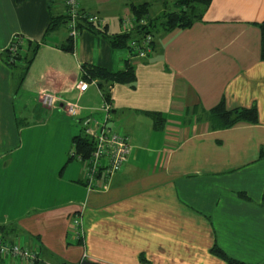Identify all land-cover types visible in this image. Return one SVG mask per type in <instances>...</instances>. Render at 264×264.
<instances>
[{"label": "crops", "instance_id": "0c3cea01", "mask_svg": "<svg viewBox=\"0 0 264 264\" xmlns=\"http://www.w3.org/2000/svg\"><path fill=\"white\" fill-rule=\"evenodd\" d=\"M168 1L160 13L174 8ZM140 2L81 0L105 33L84 29L67 50L65 0H0V233L38 251L35 264H231L215 247L264 264V0H212L190 27L154 29V52L143 58L109 39ZM16 36L41 43L21 83V68L3 59ZM85 63L136 72L133 83L105 84L108 125L130 137L131 152L93 190L83 161L71 159L83 120L104 121L106 96L84 77ZM45 91L59 96L57 106L42 104ZM69 101L78 116L65 112ZM222 101L229 110L255 106L258 120L220 127L212 111Z\"/></svg>", "mask_w": 264, "mask_h": 264}, {"label": "trees", "instance_id": "16d2710c", "mask_svg": "<svg viewBox=\"0 0 264 264\" xmlns=\"http://www.w3.org/2000/svg\"><path fill=\"white\" fill-rule=\"evenodd\" d=\"M18 3H22L26 0H16ZM212 3V0H174V8L172 9H165L161 14L151 17L150 16V9L151 3L149 1H142L140 3H135L131 7L132 15L135 16L137 19H141L146 17L148 19V25L146 27L138 26L136 27V33H152L154 35V29L157 28L158 25L162 26L166 30H172L175 28H182V27H190L192 26L196 20L202 19L205 11ZM62 22L68 25V16H61ZM53 23V21H52ZM55 25V24H54ZM263 37H262V49H263V56H264V22L261 24ZM51 26L49 27V29ZM69 28V26H68ZM79 33L84 30L88 29L96 33H105V27L98 28L93 24H87L85 20H80L77 26ZM70 31V29H69ZM122 32L118 34H113L109 36V39L113 46L124 48L127 47L130 49L129 41L134 36V32ZM73 36L70 35L69 39V46L64 47L67 50H73ZM11 43L16 44L18 47L16 51H13L10 45L4 50V61L11 67H18L21 68V75H20V83L23 82L24 77L26 76L35 56L36 53L41 45L40 42L29 40V39H22L15 41L13 40ZM84 77L88 80H95L98 79L99 86L103 89L105 98H109V90L105 86V84L110 82H120V83H133L136 80V72L135 68L132 64L127 63L125 68L122 70H118L116 72H110L103 67H99L96 65L90 64H83L82 66ZM156 120H158L159 116L157 113H153ZM213 118L220 127H229L234 125L239 121H252L256 122L258 120V110L255 106L252 107H236L233 109H227L225 103L222 101L220 104L215 106L212 111ZM156 128H161L163 125L159 121L155 123ZM75 142V151L83 153L85 157H89L92 149L93 143L92 141L85 135H77L74 138ZM264 155V150L262 151ZM74 156H71V159ZM262 203L264 205V193ZM5 225L0 224V232H3ZM5 239L4 234H0ZM77 242H80L82 236H79ZM10 240L11 242H21L18 240ZM23 243V242H21ZM23 245H25L23 243ZM26 246V245H25ZM30 251L28 246H26ZM36 252L37 258L34 261H28V263L35 264L39 260V252ZM213 251L221 255L224 259L228 260L231 264H245L241 261L235 260L226 253H224L220 248H213ZM20 260V259H18ZM23 261V260H21ZM61 264H69V263H61ZM79 264V263H78ZM93 264H97L93 262Z\"/></svg>", "mask_w": 264, "mask_h": 264}, {"label": "built area", "instance_id": "2783aa9c", "mask_svg": "<svg viewBox=\"0 0 264 264\" xmlns=\"http://www.w3.org/2000/svg\"><path fill=\"white\" fill-rule=\"evenodd\" d=\"M67 6L66 15L68 16V26L70 35L73 37L79 34L77 28L80 20H85L87 24H93L98 28H103L104 19L98 13L89 12L81 8V0H65ZM124 32H132L136 27H146L147 18L137 19L132 14L123 17ZM25 39L22 36H16L13 40L18 41ZM154 35L152 33L134 35L129 41L130 51L138 57H147L153 52ZM10 47L16 51L17 45L11 43ZM95 81V80H93ZM80 87L86 86V82L81 81ZM59 96L52 91L42 93V104L47 108L57 106ZM64 105V104H63ZM66 106V105H65ZM69 115H78L79 108L77 105L70 104ZM102 109L105 111L103 122L95 118H86L83 120L84 134L92 141L93 149L91 156L85 157L72 150V156H76L84 163V179L86 186L93 190L108 183L126 163L131 152L130 137L120 131L114 130L108 125L111 117L112 105L110 100L104 99ZM76 216V215H75ZM75 230L77 238L84 235V229L80 216L72 220V229ZM0 257L5 259H20L23 261H34L37 258L36 252L30 251L21 242H11L5 240L0 235Z\"/></svg>", "mask_w": 264, "mask_h": 264}, {"label": "rangeland", "instance_id": "374dc122", "mask_svg": "<svg viewBox=\"0 0 264 264\" xmlns=\"http://www.w3.org/2000/svg\"><path fill=\"white\" fill-rule=\"evenodd\" d=\"M141 1H144V0H141ZM145 1H149L150 3H151V9H150V15H151V17H154V16H157V15H159V13H160V11L159 10H161V7H163V4L164 3H162L161 4V0H145ZM162 1H164V0H162ZM168 3L170 4H172L173 2H172V0L170 1H168ZM158 12V13H157ZM157 13V14H156ZM161 14V13H160ZM100 15V14H99ZM101 16V15H100ZM143 18H146V17H143ZM159 26V28H160V25H158ZM157 26V27H158ZM153 29H156V28H153ZM140 34H143V33H140ZM134 35H139V34H137L136 33V31L134 32ZM154 45V44H153ZM153 52H154V47H153ZM152 52V53H153ZM151 53V54H152ZM105 99V98H104ZM70 104H73V105H77V107L79 108V113H78V115L80 114V109H81V107L77 104V103H75V102H67L66 103V106H64L63 108L65 109V112L68 114V112H70V107H69V105ZM102 107H103V105H102ZM102 107H101V109H102ZM102 111H104L103 109H102ZM69 115V114H68ZM78 115H76V116H78ZM69 116H74V115H69ZM75 116V117H76ZM104 117H105V111H104ZM80 152H77V154H79ZM82 155H83V153H81ZM84 156V155H83ZM90 156H91V154H90ZM74 157H76V156H74ZM84 158H85V156H84ZM0 214H2V213H0ZM1 234V233H0Z\"/></svg>", "mask_w": 264, "mask_h": 264}, {"label": "water", "instance_id": "95a60500", "mask_svg": "<svg viewBox=\"0 0 264 264\" xmlns=\"http://www.w3.org/2000/svg\"><path fill=\"white\" fill-rule=\"evenodd\" d=\"M80 264H93V262L88 259H84Z\"/></svg>", "mask_w": 264, "mask_h": 264}]
</instances>
